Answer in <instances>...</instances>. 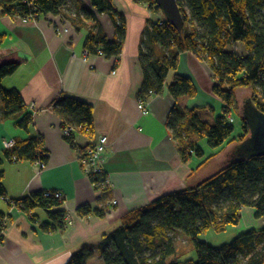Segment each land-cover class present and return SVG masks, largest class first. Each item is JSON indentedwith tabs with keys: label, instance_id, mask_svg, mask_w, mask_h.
I'll use <instances>...</instances> for the list:
<instances>
[{
	"label": "trees",
	"instance_id": "trees-1",
	"mask_svg": "<svg viewBox=\"0 0 264 264\" xmlns=\"http://www.w3.org/2000/svg\"><path fill=\"white\" fill-rule=\"evenodd\" d=\"M88 1L90 9H76L77 0H0V14L21 20L29 17L36 20L48 15L61 16L70 23L79 20L88 29L83 41L88 55L118 58L126 37L124 15L116 10L112 0ZM133 1L161 13L154 0ZM175 1L183 19L181 32L162 13L160 19L147 20L142 31L139 62L143 81L138 96L148 99L150 92L158 95L166 87L174 100L193 98L197 92L193 82L176 74L181 53L193 54L210 68L215 79L213 93L222 109L215 123L203 122L193 110L177 105L171 110L168 121L173 137L181 145L182 161L186 162L192 152L199 158L204 156L197 143L186 140L190 135L205 140L214 151L202 160L200 168L225 147L243 142L249 134L236 99L238 90L251 91L250 101L264 113V104L258 101L260 96L264 99V0ZM98 15L110 20L115 34L113 39H108ZM233 44H241L245 54L228 51ZM18 67L14 62L0 65V118L12 120L16 129L27 133L32 126V113L26 110L17 90H6L2 86L3 79L14 74ZM170 73L172 81L167 84ZM52 109L61 118L62 126L74 128V132L64 137L72 148L75 149V133L93 134V109L89 104L62 96ZM229 117L240 118V130L236 135ZM41 146L37 137L15 139L12 148L3 153V159L9 163L39 161L46 164L48 157ZM1 165L0 158V200L5 197ZM88 177L95 188L106 187L103 171L89 173ZM53 192H32L11 204L25 213L32 223L37 222L32 213L36 209L44 211L47 219L39 223L41 232H62L67 227L65 212L59 209L63 200L56 198ZM244 208L254 210V219H264V155L230 159L211 177L128 211L113 231L100 237L95 248H80L66 264H89L96 253L102 264H264V225L240 233L220 246L200 240L209 230L219 233L227 226L238 225ZM76 212L80 217L105 216L103 210L88 205L80 206ZM3 218L0 213V230ZM177 234L190 241L194 261L183 260L184 254H178L174 246Z\"/></svg>",
	"mask_w": 264,
	"mask_h": 264
},
{
	"label": "crops",
	"instance_id": "crops-1",
	"mask_svg": "<svg viewBox=\"0 0 264 264\" xmlns=\"http://www.w3.org/2000/svg\"><path fill=\"white\" fill-rule=\"evenodd\" d=\"M112 3L124 15L127 28L122 52L118 58L110 59L85 52L83 41L88 29L79 20L70 23L61 16L48 15L24 22L0 14V65L19 64L14 74L3 79L2 86L17 90L33 116L27 133L16 129L12 120L0 118L5 189V197L0 200V213L5 218L0 233V264H66L80 248H95L100 237L113 231L125 213L163 194L200 182L203 170L233 149V144L225 147L198 168L214 151L203 139L190 135L186 140L197 143L204 156L199 158L192 152L184 162L179 155L181 145L173 137L168 122L175 105L193 110L201 121L211 125L222 113L221 102L213 93L212 71L191 53L179 54L176 74L193 82L196 95L174 100L165 87L160 94L148 98V113H140L137 108L143 81L140 41L147 20H156L157 12L133 0H112ZM78 8L91 6L88 0H77ZM98 21L108 39H113L114 29L108 17L98 15ZM172 75H168L167 84ZM62 96L85 102L93 109V134L75 133V149L64 139L65 126L52 109ZM30 104H34V111ZM102 136L108 139L101 166L106 187L95 188L80 159ZM29 137L40 138L48 157L44 168L37 162L9 163L3 159L7 141ZM83 149L86 150L81 152ZM38 191L62 194L59 209L65 212V231L43 233L39 223L47 219L44 211L36 209L32 215L37 222L32 223L25 213L12 206V201ZM84 205L103 210L105 216L80 217L76 211ZM243 213L247 217L244 220ZM263 225L264 219H254L253 209L244 208L234 228L237 231L230 238ZM89 264H102L100 255L96 253Z\"/></svg>",
	"mask_w": 264,
	"mask_h": 264
},
{
	"label": "water",
	"instance_id": "water-1",
	"mask_svg": "<svg viewBox=\"0 0 264 264\" xmlns=\"http://www.w3.org/2000/svg\"><path fill=\"white\" fill-rule=\"evenodd\" d=\"M163 17L178 31L183 28V19L175 0H154ZM240 114L246 120L249 134L245 140L231 150V159H247L264 155V113L250 101L240 106Z\"/></svg>",
	"mask_w": 264,
	"mask_h": 264
},
{
	"label": "rangeland",
	"instance_id": "rangeland-1",
	"mask_svg": "<svg viewBox=\"0 0 264 264\" xmlns=\"http://www.w3.org/2000/svg\"><path fill=\"white\" fill-rule=\"evenodd\" d=\"M142 5H144V4H142ZM160 18H161V13L157 12V19H160ZM227 50L228 51H235L240 55L245 54L244 49H243L241 44H233L232 46L228 47ZM259 90H261L260 87H259ZM250 97H252V95H251V91H249V90H238L236 92V99H237L238 103L240 104V106H243V104H245V102L248 101L250 99ZM258 101L260 103L264 104V99H262L261 96H260V98H258ZM240 124H241L240 118H238V117L234 118V120H233V126L235 127L234 135H236V133L239 132ZM204 142H205V140H204ZM235 145L236 144H233L232 147L234 148ZM228 152L229 151L227 150L226 155L217 159L218 163H213V165L211 167L203 170L201 176L204 178H202V180H200V182L203 181L204 179H207L208 177H211L213 174H215L217 171H219V169H221V167H223L224 164H226L231 159V157H234L233 156L234 151H232V153H228ZM242 216H243V220L247 218L246 213H243ZM236 226H232V228L231 227L228 228L227 231H223V232H219V233H216L213 230H209L205 234H203L200 238L203 239L204 241L208 242L212 246H220L224 243H229L230 241H232L233 238L231 239L230 237H233V234L237 231V229H234V228H236ZM224 241H228V242H224ZM174 246H175L178 254L179 253L184 254L183 260H188V259L193 260V261L195 260V255H194V251L191 247V243L185 236H183L182 234H177L174 238Z\"/></svg>",
	"mask_w": 264,
	"mask_h": 264
},
{
	"label": "built area",
	"instance_id": "built-area-1",
	"mask_svg": "<svg viewBox=\"0 0 264 264\" xmlns=\"http://www.w3.org/2000/svg\"><path fill=\"white\" fill-rule=\"evenodd\" d=\"M28 20H33L32 17H29L28 19H23L24 22L28 21ZM150 96H153V94L150 92L149 93V97ZM147 98L145 97H139L138 96V99H137V108L138 110L140 111V113L142 115H146L148 113V110H147ZM30 109L32 111L35 110L34 108V104H30ZM229 121L230 122H233V119L232 118H229ZM74 131V128L73 127H70V126H65L63 129H62V134L64 137H67L69 136L72 132ZM38 140H40L39 137H37ZM107 143H108V139L107 137L105 136H102L99 138L98 142L90 149L87 151V153L82 156V158L80 159V162L82 164V167L84 169V171L89 174V173H100L102 172V161H103V154H104V151H105V148L107 146ZM14 145V141H7L5 143V146L7 148V150L11 149L12 146ZM38 166L40 168H44L45 167V164L42 163V162H37ZM106 182V180H105ZM51 194L50 192H48V195ZM54 196L58 199H61L62 198V194L60 192H53ZM115 203V202H113ZM4 222H5V218H3L1 220V223L3 224L4 226ZM2 232V229L0 230V233Z\"/></svg>",
	"mask_w": 264,
	"mask_h": 264
}]
</instances>
